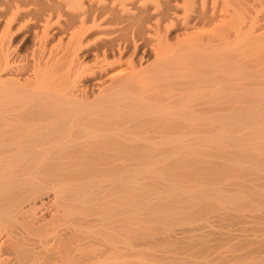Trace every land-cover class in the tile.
Segmentation results:
<instances>
[{
	"label": "bare ground",
	"instance_id": "1",
	"mask_svg": "<svg viewBox=\"0 0 264 264\" xmlns=\"http://www.w3.org/2000/svg\"><path fill=\"white\" fill-rule=\"evenodd\" d=\"M0 264H264V0H0Z\"/></svg>",
	"mask_w": 264,
	"mask_h": 264
}]
</instances>
